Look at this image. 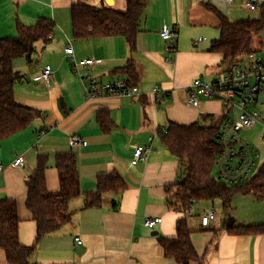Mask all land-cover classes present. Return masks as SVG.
<instances>
[{
    "label": "crops",
    "instance_id": "1",
    "mask_svg": "<svg viewBox=\"0 0 264 264\" xmlns=\"http://www.w3.org/2000/svg\"><path fill=\"white\" fill-rule=\"evenodd\" d=\"M76 1L0 0V38L17 35V18L26 22L48 18L55 23L54 36L48 43L39 44L29 59L22 56L13 62L22 75L14 88L15 99L41 115L23 131L0 142V162L4 166L0 171V199L17 202L19 239L24 245L34 244L37 225L26 206V180L37 166L38 154H44L49 159L47 187L58 190L55 157L72 151L77 156L83 193L96 191L98 176L113 171L120 174L126 188L105 193L99 207H84V195L73 199L69 204L70 221L37 243L31 262L179 264L164 255L158 240L159 236L175 235L179 217L165 201L167 186L177 180L178 160L166 149L158 132L170 121L190 123L202 121L207 115L215 120L222 117L224 107L218 101L202 99L198 108L190 106L186 89L196 77L214 79L223 64L222 55L209 50L210 41L218 39L220 31L213 29L207 12L200 13L201 7L206 10L204 4L209 3L229 19L230 7L225 0H148L133 55L121 36L74 38L70 8ZM84 1L121 10L127 5V0ZM165 26L178 29L175 52L160 35ZM202 34L208 35L207 43V36ZM68 47L73 49L75 59H93V64L77 71L72 56L66 53ZM169 56L172 60H167ZM129 60L136 66L134 81L143 95L134 99L86 98V73L100 82H131L121 70ZM46 65L54 72L49 82L38 78ZM155 85L167 89L170 95L160 99L151 94ZM109 118L113 124L105 130ZM74 135L81 136L84 143L72 146ZM151 135L155 136L152 141ZM141 145L151 147L150 155L133 164L135 148ZM19 154L25 157L24 166L11 167ZM158 216L163 221L155 228L144 225L146 219ZM193 217L197 223L194 232L207 231L205 237L194 232L191 235L201 264H264V234L216 230L213 222L217 217L208 227H202L198 216ZM154 231L157 234H152ZM75 237H80L81 245L76 244ZM0 264H8L1 248Z\"/></svg>",
    "mask_w": 264,
    "mask_h": 264
},
{
    "label": "trees",
    "instance_id": "2",
    "mask_svg": "<svg viewBox=\"0 0 264 264\" xmlns=\"http://www.w3.org/2000/svg\"><path fill=\"white\" fill-rule=\"evenodd\" d=\"M147 2L148 0H127L126 8L121 10L78 0L70 8L73 36L77 39L121 36L126 39L134 55ZM204 5L217 17V28L220 31L219 38L212 41L209 50L220 53L223 63L232 64L255 51L254 38L262 37L264 33V2L258 17L236 21L230 20L215 6L209 3ZM16 29V36L0 38V142L23 131L41 115L37 109L15 99L14 88L21 81L22 75L14 69L13 62L22 56L29 59L39 44L48 43L54 36L55 23L48 18L30 22L17 18ZM121 68L129 76L131 82H128L136 85V66L133 60H129ZM222 119L220 117L214 121L211 115H207L202 121L190 123L170 121L158 132L166 149L178 160L177 180L167 186L165 201L168 208L179 215L175 223V235L159 236L158 240L164 255L179 264H191L193 261L201 264V258L191 239L194 229L186 215L191 206L198 202L206 205V202L219 199L223 208L229 209L233 196L239 192L252 193L264 200V163L245 183L230 185L217 179V134ZM206 121H211L209 126L203 125ZM112 124L109 118L103 127L110 130ZM48 163L46 155L38 154L37 166L26 180V206L37 225L34 244L24 245L19 239L17 202L9 198L0 199V248L8 264H39L31 262L37 243L70 221L69 204L73 199L84 195V207H99L105 193H119L126 188L120 174L113 171L98 176L96 191L83 193L77 156L70 151L59 153L55 157L60 188L51 191L45 177ZM224 228L237 235L264 234V223L226 224Z\"/></svg>",
    "mask_w": 264,
    "mask_h": 264
},
{
    "label": "built area",
    "instance_id": "3",
    "mask_svg": "<svg viewBox=\"0 0 264 264\" xmlns=\"http://www.w3.org/2000/svg\"><path fill=\"white\" fill-rule=\"evenodd\" d=\"M231 7L235 0H225ZM264 2V1H263ZM263 2L258 0H242V6L250 12L260 11ZM264 34V33H263ZM162 39L169 43V50L176 51L175 42L178 38L176 27L165 26L160 31ZM201 40V38H199ZM73 60V65L77 69H86L93 64V59L77 60L73 56V49H66ZM167 60H172L169 56ZM53 70L46 65L42 70L39 80L49 82L53 76ZM89 78L85 96L87 99L106 97H128L134 99L144 93L138 85H132L127 80H116L111 82H100L92 78L90 73H86ZM150 93L164 99L170 92L159 85H155ZM187 102L190 106L198 108L202 99L220 102L223 107V119L217 134L218 152L216 155V177L218 180L230 184L238 185L250 180L257 172L259 165V152L255 145L249 140L242 138L244 131H249L255 127L262 129L261 141L264 142V59L256 54V51L245 55L240 60L230 64L229 68L219 73L214 79L206 80L196 77L186 89ZM166 133V129H164ZM155 138L151 135L149 140ZM84 139L81 136L71 137V145H81ZM150 146H137L134 151L132 163L137 164L140 160L147 159L151 152ZM25 164V157L19 154L10 164L13 168H21ZM4 168L0 162V171ZM201 208L196 213L195 208ZM191 217L197 215L202 227H208L211 221L218 216V207L214 202L210 206L198 202L191 206L186 212ZM163 221L162 217L148 218L144 225L153 229ZM77 245H81L80 237H75Z\"/></svg>",
    "mask_w": 264,
    "mask_h": 264
},
{
    "label": "rangeland",
    "instance_id": "4",
    "mask_svg": "<svg viewBox=\"0 0 264 264\" xmlns=\"http://www.w3.org/2000/svg\"><path fill=\"white\" fill-rule=\"evenodd\" d=\"M260 3L264 0H258ZM242 0H235L234 4L229 9V17L231 20H242L246 18H256L259 16V11L255 12H246L244 10V7L241 4ZM207 10V9H206ZM204 7H201L202 12H207L209 18V21L211 24H213V29L216 28L218 25V19L211 11H206ZM202 36L205 37L204 43H207V39L209 38L208 35L202 34ZM202 40V38H201ZM200 41V40H199ZM211 40L210 46L212 44ZM253 48L256 51V54L264 59V34L262 37H255L253 41ZM230 64L223 63L218 67V70L220 73L224 72L229 68ZM216 117H214L213 120H215ZM261 135H262V129L260 127H255L249 131H244L242 133V138L244 140H249L253 145H255L259 152V159H258V165L264 163V142L261 141ZM211 202H214L216 206L218 207V216L217 219L213 222L214 228L216 230L224 228V225H226L229 221V219L232 217L234 218V224L233 225H249V224H257V223H264V200H261L254 196L252 193H243L239 192L236 193L233 196L232 202H231V208L224 209L221 203V200L215 199L213 201L206 202L205 206H210ZM201 208L196 207L195 212H200ZM189 224L191 228H195L197 226V223L195 221V218L193 216L189 217ZM195 230V229H194ZM210 233V231H208ZM196 235H205L207 234V231H196L194 232Z\"/></svg>",
    "mask_w": 264,
    "mask_h": 264
},
{
    "label": "water",
    "instance_id": "5",
    "mask_svg": "<svg viewBox=\"0 0 264 264\" xmlns=\"http://www.w3.org/2000/svg\"><path fill=\"white\" fill-rule=\"evenodd\" d=\"M210 123H211V121H206L203 123V125L209 126ZM234 221H235L234 218L231 217L227 223V226H232L234 224ZM152 234H157V232L154 231Z\"/></svg>",
    "mask_w": 264,
    "mask_h": 264
}]
</instances>
